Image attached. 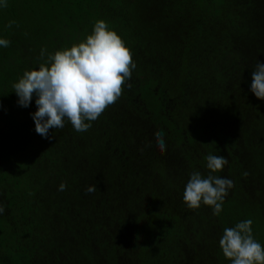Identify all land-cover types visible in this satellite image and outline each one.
<instances>
[{
	"label": "trees",
	"instance_id": "obj_1",
	"mask_svg": "<svg viewBox=\"0 0 264 264\" xmlns=\"http://www.w3.org/2000/svg\"><path fill=\"white\" fill-rule=\"evenodd\" d=\"M97 20L131 50V80L86 132L65 119L42 137L36 97L22 107L12 85ZM0 38V264H231L219 240L248 219L264 246V0H7ZM208 154L234 184L219 216L183 202Z\"/></svg>",
	"mask_w": 264,
	"mask_h": 264
},
{
	"label": "clouds",
	"instance_id": "obj_2",
	"mask_svg": "<svg viewBox=\"0 0 264 264\" xmlns=\"http://www.w3.org/2000/svg\"><path fill=\"white\" fill-rule=\"evenodd\" d=\"M0 6L7 7V0H0ZM13 23L9 22L7 27H12ZM9 44V40L0 38V46ZM44 53L42 49L41 59ZM135 68L131 50L122 38L109 30L105 21L97 20L92 33L83 41L49 54L38 70L25 71L12 87L22 107H28L33 96L36 97L37 110L32 114L35 131L48 138L49 129L63 128L65 119L77 132L90 129L91 122L120 98ZM250 88L258 99L264 100V63L260 61L252 72ZM155 137L159 150L164 152V133L158 131ZM205 159L208 175L205 177L199 171L190 174L183 202L189 209H198L203 203L212 208L213 215L219 216L228 190L234 184L230 179L215 175L228 164L226 157L208 154ZM65 189L66 184L61 183L58 190ZM95 191V185L86 189V193ZM3 212L0 206V214ZM252 223L248 219L223 230L219 246L231 264H264V246L254 238Z\"/></svg>",
	"mask_w": 264,
	"mask_h": 264
}]
</instances>
